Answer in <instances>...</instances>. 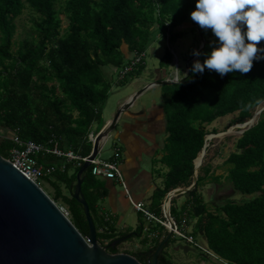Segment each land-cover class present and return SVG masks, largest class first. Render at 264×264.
<instances>
[{
	"label": "trees",
	"instance_id": "16d2710c",
	"mask_svg": "<svg viewBox=\"0 0 264 264\" xmlns=\"http://www.w3.org/2000/svg\"><path fill=\"white\" fill-rule=\"evenodd\" d=\"M59 1L0 0V132L5 137L15 135L38 144L52 141L54 147L72 149L86 158L92 151L89 134L104 126L102 113L111 91L103 68L110 66L118 73L133 57L146 54L155 30L161 37L176 41L181 36L176 29L191 19L195 0H180L179 6L178 0H65L62 11L56 8ZM27 8L37 15L33 20L36 37L23 40L14 49L15 21ZM61 15L68 21L63 32ZM193 25L206 39L204 52L216 38L211 30L204 31L194 21ZM260 44L264 45V41ZM163 59L161 67L168 68L172 62L170 50ZM197 59L202 62L203 56ZM144 68L145 59L119 81L124 84ZM164 88L169 90L163 104L167 136L162 156L153 164L163 185L153 193L150 206L158 216L170 191L191 185L193 161L205 137L216 133L206 127L236 113V124H242L264 103V60L253 61L245 74L234 72L220 77L207 69L202 74L189 71L180 85ZM96 123L99 126L93 131ZM13 147L9 138L0 139V156L6 157ZM45 162L55 168L51 176L44 178L55 191L53 200L61 201L73 225L87 237L89 226L83 206L72 196L83 162L77 166L52 156ZM157 164L161 168H156ZM225 164L233 188L246 195L257 193L256 198L243 204L229 199L223 205L210 206L200 189L211 172L210 167L202 166L196 188L185 194L186 203L179 209L176 198L172 200L171 216L176 223L182 221L183 215L188 224L194 221L191 235L194 239L203 236L210 251L226 264H264V111L258 123L238 138L236 151ZM83 178L82 194L98 241L108 247V253L118 254V247L110 245L126 236L127 240L141 238L144 224L141 222L132 233H116L113 221L106 219L99 206L108 193L105 181L94 177L91 168ZM211 179L219 181L215 176ZM163 236L152 239L149 248L155 250ZM129 255L142 264L148 263L140 253ZM161 259V264H170L165 252Z\"/></svg>",
	"mask_w": 264,
	"mask_h": 264
},
{
	"label": "rangeland",
	"instance_id": "374dc122",
	"mask_svg": "<svg viewBox=\"0 0 264 264\" xmlns=\"http://www.w3.org/2000/svg\"><path fill=\"white\" fill-rule=\"evenodd\" d=\"M64 1L60 0L57 3V9L62 11L64 8ZM37 19V15L27 8L21 16L15 21L17 25L16 35L13 37L15 42V48L18 47V44L25 39L32 40L36 37L34 33V22L33 20ZM62 23V32L65 31L68 27V21L61 15ZM177 32L181 34L180 38L176 41H171V37H167L166 39L161 37L157 30L154 31L151 42L146 50V58H145V68L140 75L137 76H129L127 81L123 84L119 81V72L109 66L103 68V76L110 83L111 91L109 94V98L104 106L102 119L103 124L107 121L111 120L114 114L117 111L118 103L123 99L127 98L129 95L142 90L147 85L156 82V81H166V80H174L176 76L183 77L184 74L182 72L187 73V61H192L193 55L192 50L199 49L200 39L195 31V26L193 25V20L189 19L184 24L180 25L177 29ZM167 50H170L172 53V62L168 68L163 69L161 67V62L164 61V55ZM193 63V61L191 62ZM168 89L162 87H155L147 92H145L138 100L136 101V105L131 108L128 113L135 112H144L148 116V118H153L155 114L163 112V104L165 101V94L168 93ZM264 103L259 106V108H263ZM255 109L254 113L256 112ZM253 113V114H254ZM253 116V115H252ZM125 114L123 116V120L125 121ZM238 118V114H233L229 116H225L217 119L214 123L207 126L208 131H216L215 134L225 133L229 130L240 131L243 129V125L236 126V119ZM145 119V118H144ZM146 120V119H145ZM131 122V120H129ZM248 121V120H247ZM135 120L132 121L134 123ZM246 122V121H245ZM99 124H94L93 131L97 130ZM148 125L145 124L144 127ZM235 126V127H233ZM161 129L163 127L161 126ZM245 129V128H244ZM122 131V127L119 125L115 131L112 133L110 139L106 142L104 149L101 154L102 160L109 161L112 159L115 148L121 147L124 149L123 152V161L125 165V161L127 160V150L125 145L121 143L120 138L117 136L118 132ZM241 135H226L223 138H210L212 139L209 142V145L206 147V153L204 154L205 162L203 166L210 167V175L208 180L206 181L204 187L200 189V192L203 195L205 202L209 203L210 206L215 207L218 205H223L229 199L235 200L238 203H246L258 196L257 193L252 195L242 194L236 191L232 184L228 181V165H226V160L230 154L236 151V142ZM155 141L157 139H154ZM153 140L151 145L156 148L159 146L156 145V142ZM150 145V146H151ZM124 146V147H123ZM130 152H134L132 154V162L134 164L138 161L137 156L142 154L138 149L132 150L129 149ZM122 153V152H121ZM161 154H158L154 160H159ZM142 163H145L144 169L147 171L150 165L152 164L149 161L150 158L147 154L144 156H140ZM156 168H161L159 164L156 165ZM164 170V169H163ZM166 170V169H165ZM167 171V170H166ZM124 173V172H123ZM152 175L154 177V181L152 182L154 186L159 188L162 187L163 183H161L160 178H157V173L154 172L152 168ZM212 176L219 178V181H213L211 179ZM101 180V177H96ZM41 187L44 191L49 195V197L53 200L55 191L54 189L48 185L47 181L44 179L39 180ZM117 183V182H116ZM65 194H67L64 186H61ZM156 188L153 192H145V197L143 199L146 208L150 210V206L152 203V195L155 192ZM115 191L118 192L120 198H124L125 190L121 184L117 183L115 185ZM188 196H179L176 198V204L180 209L182 205H184L187 201ZM175 199V198H174ZM55 202V201H54ZM58 206L65 207L61 201L55 202ZM163 205V204H162ZM99 206L109 208V202H104L103 200L99 202ZM106 208V209H107ZM128 220L134 221L137 220L138 215L132 209V207L128 210L127 213ZM163 217V215L161 214ZM121 227H123L126 223L127 225L133 224V222H126L125 219L120 220ZM154 227H158L156 223H153ZM169 224L167 223V226ZM194 225V221L188 224L187 233L192 232V228ZM165 231H167L165 229ZM127 237V236H126ZM146 237V234H142L141 238L134 236L130 240H126L123 243L117 245L118 254L129 253L136 255L137 253H142L148 248L146 245H142V239ZM165 238V236H164ZM160 239V242L164 239ZM196 245L188 244L184 239H181L178 236H173L170 244L167 248H165V258L169 261L170 264H226L225 261L220 260L216 257V255L210 251L208 244L205 238L201 235L197 236L195 239Z\"/></svg>",
	"mask_w": 264,
	"mask_h": 264
},
{
	"label": "water",
	"instance_id": "95a60500",
	"mask_svg": "<svg viewBox=\"0 0 264 264\" xmlns=\"http://www.w3.org/2000/svg\"><path fill=\"white\" fill-rule=\"evenodd\" d=\"M197 34L200 39L198 51L201 52L206 45V39L199 29H197ZM197 58L193 56L192 61ZM191 62L187 61V76ZM171 81L173 80L153 82L123 99L118 103L117 111L112 119L107 121L99 132H92L94 135L92 151L78 172V181L72 193L73 198L83 206L89 226L87 237L78 231L70 218L61 211L45 191L0 156V264H142L126 253L110 254L107 251L108 247L99 243L89 205L82 194L83 175L120 125L122 115L128 112L145 92L155 87L175 84ZM247 123L248 121L236 126ZM257 123L258 121L255 124ZM255 124L241 130L240 134L243 135ZM228 133L227 131L209 134L205 137V144L193 161L194 174L191 185L187 188L172 190L165 197L162 212L163 217L170 223V230L155 250L140 254L141 257L147 258V264H161L160 256L169 240L172 239L173 230L176 228L171 216L172 200L196 188L199 169L205 162L207 139L209 137L219 138ZM201 154L202 159L198 163ZM127 239L128 237H124L115 240L110 248H115Z\"/></svg>",
	"mask_w": 264,
	"mask_h": 264
},
{
	"label": "clouds",
	"instance_id": "9594fccd",
	"mask_svg": "<svg viewBox=\"0 0 264 264\" xmlns=\"http://www.w3.org/2000/svg\"><path fill=\"white\" fill-rule=\"evenodd\" d=\"M180 0H178L179 6ZM190 18L204 31L211 30L216 38L209 49L192 55L203 56L193 61L189 71L202 74L205 69L220 77L228 73H248L253 61L264 60V0H195ZM171 81L180 85L188 78L182 72Z\"/></svg>",
	"mask_w": 264,
	"mask_h": 264
},
{
	"label": "crops",
	"instance_id": "0c3cea01",
	"mask_svg": "<svg viewBox=\"0 0 264 264\" xmlns=\"http://www.w3.org/2000/svg\"><path fill=\"white\" fill-rule=\"evenodd\" d=\"M135 105H136V102L134 103L132 108ZM123 116L124 114L120 118L121 121L123 120ZM125 116H126L125 121L119 122L122 127V131L118 132V135H117L120 138L119 140L121 141L123 145H125V148L127 150V158H126L127 160L125 161V165L123 166L124 161H123L122 156H123L124 149L120 147L121 152H122L121 169L124 172L131 198L134 201L142 202L145 205L143 201L145 197V192H153L155 188L157 189L159 187L154 186V184L152 183L154 181V177L152 175V168H153L152 165H150L149 169H147L146 171L144 169L146 164L142 163L143 160H141L140 156H144L145 154H147L148 157L150 158L149 161L150 162L152 161L150 164H152L153 161L155 162L154 158H156L158 154H161L162 156L161 150H162V146L164 144L165 138L167 136L164 111L155 114L153 118H148V116L144 112H135V113L126 112ZM129 120H131V122ZM133 120H135L134 123H132ZM145 124H147L148 126L144 127ZM161 126L163 127V129H161ZM154 139H157V140L155 141ZM153 140L156 142V145H158L159 148L158 147L154 148L155 146L153 147L151 145ZM129 149H132V150L138 149L139 152L142 153L139 156H137L138 161H136L135 164L134 162H132V157H131L134 152L131 153ZM101 180L105 181L106 188L108 191L107 196L103 201L109 202V208L106 207L107 208L106 209L105 207H101L100 209L107 217L106 218L107 220L111 219L113 221V227L115 228V232L119 233V232L128 231L132 233L140 225L141 222H143V224L146 225V221L142 217V215H140L130 205V202H129V199L126 193L124 194L125 195L124 198H120V195L118 194V192L115 191V185L117 183L111 180H105V179H101ZM160 180L162 183V179ZM131 207L138 215L137 220H134V221L128 220L127 213ZM123 219H125V221L128 223L133 222L132 226L127 225L126 223L123 227H121L120 222L122 221L120 220H123ZM151 227L153 228L152 233L157 234L156 239H158L159 236H161V234L162 235L164 234L165 237L168 234V232L165 231V229L159 225L158 227L155 228L154 225L152 224ZM145 239L147 240V238H143L141 243L142 245L143 244L145 246L147 245L149 248L150 245L154 242V240L148 239L146 241Z\"/></svg>",
	"mask_w": 264,
	"mask_h": 264
},
{
	"label": "built area",
	"instance_id": "2783aa9c",
	"mask_svg": "<svg viewBox=\"0 0 264 264\" xmlns=\"http://www.w3.org/2000/svg\"><path fill=\"white\" fill-rule=\"evenodd\" d=\"M146 58V54L142 53L139 56L133 57L129 64L126 65L119 71V79H123L129 73L133 72L138 64H140ZM8 136V135H7ZM9 138L14 143V147L11 148L6 157H3L5 160L10 162L19 172H21L26 178L36 183L43 191L39 180L44 179L48 176H51L55 171L54 166L45 164V158L52 156L57 160L63 161L65 163H76L77 166H81V163L87 160L74 153L72 149H60L54 147L53 142L50 141L48 144H38L34 141H23L19 137L12 135L5 137L0 132V139ZM93 133L89 134V140L93 141ZM103 151V150H102ZM92 162L91 169L92 175L94 177H101V179L111 180L122 185L125 190V193L129 199L130 205L139 213L146 221L144 225V234L149 239H156L157 234L152 233L151 225L156 223L157 225L163 227L167 230H170V226H167L166 219L162 216L156 215L153 211L146 208L142 202L134 201L130 196V191L125 179V175L121 169V149L120 147L115 148L114 155L111 160L106 161L102 160L101 154ZM62 170H65V166H61ZM60 207V206H59ZM61 211L69 218V213L64 207H60ZM163 215V212H162ZM174 219V218H173ZM175 221V220H174ZM176 228L173 230V236H178L181 239H184L188 244L196 245L194 237L191 233H187L188 223L187 218L183 215L182 221L176 223Z\"/></svg>",
	"mask_w": 264,
	"mask_h": 264
},
{
	"label": "bare ground",
	"instance_id": "6f19581e",
	"mask_svg": "<svg viewBox=\"0 0 264 264\" xmlns=\"http://www.w3.org/2000/svg\"><path fill=\"white\" fill-rule=\"evenodd\" d=\"M261 114H262V108H257L256 112H255V113L253 114V116L251 117V120L249 119V120H248V123H247L246 125H243L244 127H243L242 130H244V128L246 129V128H248L249 126L255 124V123L260 119ZM228 132H229V133H228L227 135H239L240 132H241V130H240V131L229 130ZM240 135H241V134H240ZM224 136H226V135L220 136L219 139L223 138ZM210 138H213V137H209V138L207 139L206 147H207V145H209V142L212 140V139H210ZM201 159H202V154H201V156L199 157V159H198L197 162L200 163V162H201ZM168 226H170V224H169Z\"/></svg>",
	"mask_w": 264,
	"mask_h": 264
},
{
	"label": "flooded vegetation",
	"instance_id": "af4514ba",
	"mask_svg": "<svg viewBox=\"0 0 264 264\" xmlns=\"http://www.w3.org/2000/svg\"><path fill=\"white\" fill-rule=\"evenodd\" d=\"M122 238H124V237H122ZM130 240V239H129ZM128 241V240H127ZM149 250H152V248H148V249H146L143 253H145V252H148ZM143 253H140V254H143ZM163 255V254H162ZM143 258H146V257H143ZM160 260H161V263H164V262H162V259H161V256H160Z\"/></svg>",
	"mask_w": 264,
	"mask_h": 264
}]
</instances>
